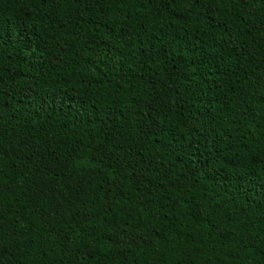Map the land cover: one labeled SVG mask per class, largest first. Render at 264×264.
I'll list each match as a JSON object with an SVG mask.
<instances>
[{
	"label": "trees",
	"instance_id": "16d2710c",
	"mask_svg": "<svg viewBox=\"0 0 264 264\" xmlns=\"http://www.w3.org/2000/svg\"><path fill=\"white\" fill-rule=\"evenodd\" d=\"M0 264H264V0H0Z\"/></svg>",
	"mask_w": 264,
	"mask_h": 264
}]
</instances>
